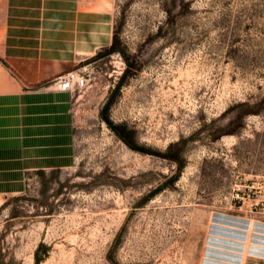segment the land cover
<instances>
[{
	"label": "rangeland",
	"instance_id": "obj_1",
	"mask_svg": "<svg viewBox=\"0 0 264 264\" xmlns=\"http://www.w3.org/2000/svg\"><path fill=\"white\" fill-rule=\"evenodd\" d=\"M99 9L68 145L0 192V264H264V0Z\"/></svg>",
	"mask_w": 264,
	"mask_h": 264
},
{
	"label": "crops",
	"instance_id": "obj_2",
	"mask_svg": "<svg viewBox=\"0 0 264 264\" xmlns=\"http://www.w3.org/2000/svg\"><path fill=\"white\" fill-rule=\"evenodd\" d=\"M106 5L0 0V192L22 191L26 170L50 167L49 145H68V93L25 88L74 70L109 42L108 18L99 14Z\"/></svg>",
	"mask_w": 264,
	"mask_h": 264
},
{
	"label": "built area",
	"instance_id": "obj_3",
	"mask_svg": "<svg viewBox=\"0 0 264 264\" xmlns=\"http://www.w3.org/2000/svg\"><path fill=\"white\" fill-rule=\"evenodd\" d=\"M86 85H87V80H86L84 73L80 71H69L57 77L54 80L51 87H54V89H56V91H59V92L71 93L75 90H81L85 88ZM252 188H255V187H252ZM236 199L242 200V197H240L239 194H236ZM260 205L262 207L264 206V200L261 201ZM254 206H258V203H255ZM238 209L240 210L241 207H238ZM262 209L264 210V207Z\"/></svg>",
	"mask_w": 264,
	"mask_h": 264
},
{
	"label": "bare ground",
	"instance_id": "obj_4",
	"mask_svg": "<svg viewBox=\"0 0 264 264\" xmlns=\"http://www.w3.org/2000/svg\"><path fill=\"white\" fill-rule=\"evenodd\" d=\"M53 89H54V87H52ZM55 91H56V89H54ZM49 149V148H48ZM233 218H231V220H232ZM236 221V220H235ZM234 222V221H233ZM239 222V221H238ZM239 225V224H238ZM250 226H251V223H250ZM249 226V227H250ZM236 247V246H235ZM218 264H227V263H218Z\"/></svg>",
	"mask_w": 264,
	"mask_h": 264
},
{
	"label": "trees",
	"instance_id": "obj_5",
	"mask_svg": "<svg viewBox=\"0 0 264 264\" xmlns=\"http://www.w3.org/2000/svg\"><path fill=\"white\" fill-rule=\"evenodd\" d=\"M108 107V104H106L105 106H104V109H106ZM112 128H114V127H112ZM114 130H117V129H115L114 128ZM39 259H37V261H38Z\"/></svg>",
	"mask_w": 264,
	"mask_h": 264
}]
</instances>
